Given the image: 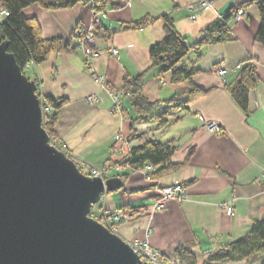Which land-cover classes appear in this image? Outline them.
I'll return each mask as SVG.
<instances>
[{
    "label": "crops",
    "instance_id": "0c3cea01",
    "mask_svg": "<svg viewBox=\"0 0 264 264\" xmlns=\"http://www.w3.org/2000/svg\"><path fill=\"white\" fill-rule=\"evenodd\" d=\"M195 1L112 0L95 28L97 55L88 67L79 40L91 23V4L47 9L35 3L24 12L39 20L44 38L63 37L75 48L54 53L40 64L31 62L26 69L30 78L38 80L43 96L68 99L59 109L55 130L75 162L87 171L109 163L122 166L131 149L147 140L176 148L172 163H182L179 169L157 166L150 177L125 165L121 172L105 174L111 178L127 173L122 187L103 194L98 203L104 210L132 212L117 234L128 242L147 240L164 252L174 253L182 245L202 263L219 245L244 237L255 221L264 219V184L258 180L264 172V45L255 39L261 15L256 4H246L250 0H212L213 8L200 10L193 20L187 6ZM244 3L243 17L229 21L234 39L199 43L218 15ZM167 17L186 43L194 45L178 65L197 68L192 80L208 91L191 101H185L189 81L172 83L170 73L161 74L150 57L151 47L165 37ZM142 19L149 24L126 28ZM247 61L257 66L260 77L251 92L249 115L227 90ZM143 72L142 93L158 105L139 116L125 96L122 111L114 110L109 88H122L125 78ZM96 76H102L105 85ZM93 94L98 100L90 104L86 99ZM209 122H217L222 133L210 132ZM159 184H184L188 197L182 203L170 200L164 209L148 213L158 198ZM226 204L233 206L232 213L226 212ZM262 260L263 255L257 254L248 261L219 264H261Z\"/></svg>",
    "mask_w": 264,
    "mask_h": 264
},
{
    "label": "water",
    "instance_id": "95a60500",
    "mask_svg": "<svg viewBox=\"0 0 264 264\" xmlns=\"http://www.w3.org/2000/svg\"><path fill=\"white\" fill-rule=\"evenodd\" d=\"M122 185L50 143L38 85L0 43V264H147L91 216Z\"/></svg>",
    "mask_w": 264,
    "mask_h": 264
},
{
    "label": "trees",
    "instance_id": "16d2710c",
    "mask_svg": "<svg viewBox=\"0 0 264 264\" xmlns=\"http://www.w3.org/2000/svg\"><path fill=\"white\" fill-rule=\"evenodd\" d=\"M112 0H2V7L8 10L9 15L0 19V43L8 41V51L14 54L17 63L26 74V69L31 62L40 64L54 54L61 52H72L75 48L71 40L63 37L44 38L42 26L39 20L34 16H27L24 10L35 3L42 4L47 9L68 8L79 3L91 4L94 12H105V8ZM248 3H254L258 6L261 15V24L256 33V41L264 45V0H250ZM244 4L236 5L230 8L222 19H218L205 31V36L199 43H215L234 39L229 21L235 18L236 13L243 8ZM150 20L142 19L130 23L126 28H141L148 25ZM165 37L160 42L154 44L150 49V57L153 66L160 68V73H170L171 82L174 84L189 81L190 90L185 101L196 99L208 91L194 83L192 76L198 71L195 67L179 66V62L188 54L191 47L180 36L174 26V21L167 17L165 24ZM198 43V44H199ZM27 75V74H26ZM30 78V77H29ZM146 72L137 75L134 78H125L122 88L127 92L128 103L139 116H145L158 105L159 102H152L142 93L145 83ZM38 93L44 104H49L51 111L45 112L44 126L50 134V138H58L55 125L58 119L59 109L68 102L67 98L55 99L52 96H43ZM260 80L257 66L253 62H245L240 68L238 78L227 90L235 102L249 115L251 92L256 88ZM165 119L161 123H165ZM175 147L159 141L147 140L140 145L134 146L129 155V159L123 164L129 166L132 170L138 171L146 165L152 164L161 168L170 167L179 169L182 163H172V156ZM66 152V151H65ZM67 153V152H66ZM67 155L71 157L68 153ZM80 165L78 162H76ZM81 166V165H80ZM156 173V171H155ZM125 181L127 173L119 174ZM91 216L97 218L102 223L103 220L96 212ZM186 264H219L222 261L229 260L234 262L248 261L257 254L263 255L261 264H264V219L253 223L251 230L242 238L219 245L207 258L198 262L196 254L180 245L174 252Z\"/></svg>",
    "mask_w": 264,
    "mask_h": 264
},
{
    "label": "built area",
    "instance_id": "2783aa9c",
    "mask_svg": "<svg viewBox=\"0 0 264 264\" xmlns=\"http://www.w3.org/2000/svg\"><path fill=\"white\" fill-rule=\"evenodd\" d=\"M214 4L212 0H197L195 3L189 4L188 9L191 11V18L195 19L199 15V11L202 9H208V8H213ZM103 12L101 11H96L93 12L92 14V19L91 23L88 26V28L82 33L80 37V42L79 46L80 48L85 52L87 56V66H91V61L92 58H94L97 55L96 51V46H95V28L101 21V16ZM9 15L8 10L6 9H0V19L4 20L7 16ZM244 15V10L240 9L235 16L236 20H240ZM219 19L223 18V15L220 14L218 15ZM115 54H117V50H113ZM225 70L221 69L220 74H224ZM98 81L102 83V85H105V80L102 76H96ZM109 93L113 97L114 100V110H118L119 112L122 111L123 106H124V101L123 98L126 96L127 92L125 89L120 88V89H112L109 88ZM39 94V93H38ZM41 99V105L44 113V118H45V112L51 111V106L49 104H44L42 98ZM87 102L90 104H94L97 102L98 97L97 95L93 94L89 97H87ZM208 130L210 132H215V133H222V128L217 122H209L206 124ZM124 140L122 136H118V140ZM50 143L54 145L55 147L65 151V144L63 141L59 140L58 138H50ZM117 152V150H114ZM80 169L82 168L79 165ZM129 170H132L129 166H127ZM157 169V166H154L152 164L146 165L142 171L146 173L148 176H153L152 174L155 173ZM112 170H117V171H122L123 168L120 165L116 166H110L109 164H104L102 168H95V167H90V169L87 171V175L95 177V176H100L105 178V174ZM157 179V178H155ZM260 182L264 184V172L260 175L258 178ZM157 192H158V198L156 202L149 208L148 213H154L158 210H162L166 207V203L170 200H176L179 203L184 202L187 199V190L184 184H174V185H161L159 184L157 187ZM226 212L227 213H232L233 212V206L230 204H226ZM96 212L100 217L103 219L104 223H106V226L112 230V228L115 227L118 223H121L125 219H128L127 213H124L123 211H105L102 210L101 212L96 211V207H93L92 212ZM117 223V224H116ZM131 246L140 255V258L142 259L143 262H146L147 264H186L184 263L178 255L175 253H170V252H164L159 249H156L151 246V244L146 240V241H141L137 240L131 243Z\"/></svg>",
    "mask_w": 264,
    "mask_h": 264
},
{
    "label": "rangeland",
    "instance_id": "374dc122",
    "mask_svg": "<svg viewBox=\"0 0 264 264\" xmlns=\"http://www.w3.org/2000/svg\"><path fill=\"white\" fill-rule=\"evenodd\" d=\"M1 5H2V0H0V7H1ZM0 9H4L3 7L2 8H0ZM88 67V66H87ZM26 72V74H27V76L28 77H30L29 75H30V73H28V71H25ZM120 89V88H119ZM124 89V88H123ZM126 91V90H125ZM126 105V104H125ZM131 107V106H130ZM134 110V109H133ZM132 110V111H133ZM50 135V134H49ZM59 140H61L60 138H58ZM62 141V140H61ZM114 150H117V148H115ZM113 150V152L114 153H116L115 151ZM65 151L69 154V152L65 149ZM70 155V154H69ZM71 156V155H70ZM72 160H74V158L71 156L70 157ZM75 161V160H74ZM79 163V162H78ZM80 164V163H79ZM121 165L120 163H109V165L110 166H116V165ZM83 168H81V170H82V172H84L85 174L87 173V170H86V168H84V166L82 165V164H80ZM122 166H125V165H122ZM92 167H95V168H100V167H96V166H92ZM126 167V166H125ZM102 168V167H101ZM108 173V172H107ZM110 173V172H109ZM187 197H188V195H187ZM96 211L99 213V212H101L102 210H104V209H102L101 207H99V205L97 204L96 206ZM224 208H225V210H226V206H224ZM233 210H234V208H233ZM116 211V210H115ZM118 211V210H117ZM120 211H123L124 213H127L128 215H127V217H128V219H125L124 221H122L121 223H116L117 225H115V227L114 228H112V231L113 232H115V233H117V230H118V228H119V225H121V224H123L124 222H127V221H129L130 219H131V217H132V212L131 211H128V210H120ZM103 220V219H102ZM104 222V221H103ZM105 225H106V223H104ZM135 241H137V240H135ZM134 242V241H133ZM133 242H130V244L131 243H133ZM225 262H229V260H225Z\"/></svg>",
    "mask_w": 264,
    "mask_h": 264
},
{
    "label": "bare ground",
    "instance_id": "6f19581e",
    "mask_svg": "<svg viewBox=\"0 0 264 264\" xmlns=\"http://www.w3.org/2000/svg\"><path fill=\"white\" fill-rule=\"evenodd\" d=\"M195 2H196V1H195ZM195 2H191L190 4L195 3ZM187 7H188V6H187ZM191 15H192V14H191ZM191 15H190V18H191ZM196 18H197V17H196ZM196 18H195V19H196ZM191 19H192V18H191ZM195 19H193V20H195ZM87 28H88V27H87ZM87 28H86V29H87ZM95 37H96V36H95ZM105 211H110V210L105 209Z\"/></svg>",
    "mask_w": 264,
    "mask_h": 264
}]
</instances>
